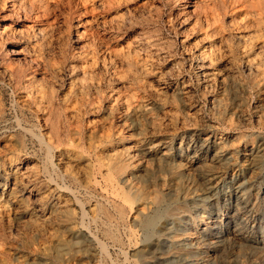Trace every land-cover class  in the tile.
Here are the masks:
<instances>
[{
	"label": "rangeland",
	"instance_id": "obj_1",
	"mask_svg": "<svg viewBox=\"0 0 264 264\" xmlns=\"http://www.w3.org/2000/svg\"><path fill=\"white\" fill-rule=\"evenodd\" d=\"M19 2H22L23 4L20 11V22H15V14L13 15V13H10L9 11L2 10L0 12V22L2 24V29L4 27L10 28L11 26H14L17 29L20 28L19 30L22 29L20 31L21 33L24 29L28 30V26L31 23L30 19L34 14L33 12H31L32 8L29 5V3L31 4V0L30 2L29 0H19ZM186 2L187 0H51L49 3L50 10L48 14L51 25L49 29L47 28V34L44 37H33V35H31L32 37H30L27 33L29 30H26L27 32L24 30L22 34L19 32V36H16V38H19L17 49L21 51L18 56H15V60L20 68L23 67V69L35 73L37 78L40 79L41 83H44L43 87H49L50 89L54 88L55 94H57L55 101V106L57 105L56 107L60 106V98L70 85L71 76L69 73L70 71L68 72L67 66L71 65L72 63H84L86 66H88V63L90 67L94 65L93 67H91V70H93L90 71L91 73L88 72L87 74H84L82 72L84 71L82 68V71H79V77L83 78V76L86 75V79H88L87 81L93 82L94 79L93 83H95V85L97 84V86L100 85V87L98 88L99 93H94L93 91H91L92 95L91 92L88 94L90 96H88L87 98H90V100H92L91 98H93L94 103L100 101L99 96L106 97L108 99L112 98V100L115 97H119V115H125L128 112L127 109L128 104H130L129 102L133 103L132 106H134L140 100L143 102L145 101L144 103L150 104V108H152L153 119L154 121H156V123L154 121L153 123L152 121L146 122V120L144 119L140 123L141 118L138 120L139 122L134 118H130L125 122L124 120H116V126L114 125V129L119 127V129H123V134H125L126 141L128 142H133L134 140L136 141L135 138L139 137L140 129L151 130L152 124L153 126L157 124L158 126L156 125L155 128H159L163 134H166L170 138L173 137L171 138L172 143L170 146V152L173 151V161L171 160L169 168L159 171L158 174L166 176L173 187L180 186L191 188V192H194L195 198L189 201L190 204H193L195 201H199V199L200 201L207 200V202H209L208 205L210 206V208H214L212 210L213 212L217 210V207L221 208L220 210L223 211V213L233 205L234 207L232 208L231 213L235 214V218L234 220L231 218L223 219V224L226 228L234 226V222L236 221L240 222L242 221V219L245 221V219L249 218V215L252 213L251 210L253 209L251 208L252 205H254V202L257 205L255 208L257 209L256 215L259 214V216H257L255 222L250 223V225H254V230L257 232L255 233L254 238H251L253 240H251L250 243L248 242L250 238H247L246 242L244 240H240L243 241V244L245 243L244 247L235 246L232 250L228 248L226 251L219 249L212 257L213 260L209 257L207 259L205 250L200 251V253H198L196 257L199 259H203L202 261L204 264H241V259H243L245 264H250L248 262H252L251 258H253V260L256 259V262L259 264H264V261H261L257 257L258 252L261 251L262 253H264V228H258L261 226L260 223H262V221V224L264 226V213L262 212V210H260V206L258 205V202L260 200L261 202L262 199L264 200V191L263 193L261 192V194L258 196H252V200L254 201L251 200L252 202H246L247 191L252 185H258L259 171L262 167H264V125H261V123L258 124V120H256L255 117L249 115L247 111H245L248 108V98L246 99V97H248V94L244 90H242L243 88L239 87V84L237 85V88L235 90H232L229 86L221 84L220 82L217 83L218 81H215L216 83H213L212 86H205L192 82L191 78L194 75V72L197 70V62L195 61L194 56L198 54V49L205 46L206 43H199V37H201V34H195L192 36L190 34L187 35L186 33V25L188 22L186 23L187 20L185 21L184 17L186 15V19L187 14H185L186 12L185 10H183V6L179 5H183ZM189 11H192V9H190ZM191 13L192 12H189V17ZM22 15H24L25 17H23ZM119 16L125 17L124 22H120L119 20H117V17ZM24 33L26 34V36ZM20 36L23 37V40L22 38H20ZM231 37H233V39ZM145 39H148L150 42L145 43ZM261 40H263V38H261ZM258 41L259 40H255L254 43L256 44ZM229 43L231 45V49L233 48L231 50L232 53L236 55V57L239 55L237 58H241V53H243V50L246 46H243V43L240 42L238 34L232 33ZM154 45L157 47V51L153 50ZM131 48L133 49L131 50ZM222 48L221 50L223 54L229 53V48ZM28 50L38 56V58H36V61L28 59ZM134 50L137 51L134 53ZM261 52L262 53L257 52L255 56H263L264 48ZM78 54H85L86 61L81 62V60L75 59V56ZM134 55L137 57H135ZM133 59H137V61L142 64H146L147 62L149 63L146 64V66L148 67H146L144 73L143 70L136 71L135 69H133V67L127 66V61H131ZM44 63H53L59 67V70L54 73L52 71L44 69ZM134 74H136L135 76L137 77H135ZM4 75L5 74L0 71V180L2 179V165L9 163L10 160L12 161L15 158H22V160H26L33 164L34 174L36 175L38 181L33 185V187L32 185L29 186L30 188H32V190L35 191H33L34 195L30 196V205L28 207L27 213L21 212L20 209H18L12 202L8 200L9 190L11 188L10 183L7 185L6 190L3 191L7 197L2 198L0 201V264H41L43 262H38L37 255H39L38 253L42 254L47 251V247L49 244L47 240L50 234H53L56 237H60L61 239L72 238L73 233L71 232V230L64 228L56 221H53L54 223L51 222L49 225L39 226L32 224L30 221V219L32 218L30 214H33V217H35L36 214L40 213L39 210H44L42 209L43 207H45L46 199L44 197L50 195V193L52 192L56 193L57 195L69 197L68 199H70V202H73L71 204L74 208L73 209L71 207L75 218L73 227L75 228L74 231L76 230L75 232L77 235L85 239H87L89 232L98 236L99 239L102 236L101 241L108 244V262H110L111 260L109 264H130V261L132 262V260L137 258H135V252L133 249L141 247L146 241V233L144 232V228L139 223L132 220H129V223L126 222L124 224L121 222L118 223L115 220V223H113V228L115 229L113 230L117 239H122L120 240L122 246L117 247V245H114L112 242L103 238L104 234L101 233L102 228L99 229V227H101V224H96L92 221L90 222V220L92 219L90 216L91 212L88 205H90L91 201L94 200V198L103 205L104 201H102V199H100L99 197L100 193H102L101 191L104 190V183L102 182V180H100V178H98L97 184L100 185H98L99 187L97 188V191L91 194L84 192L80 188L78 183L72 182L71 179L64 175V162L66 164H69L70 166L71 164L64 160L60 161V157L57 154L53 153L51 156L46 155L47 153L46 150H44L45 148L41 144H39L36 138L33 139L34 137L32 136V134L29 133V129L31 130V128L33 129L35 127L41 130L42 133H49V123H45V120L37 115L35 111L21 107L20 104L25 95V92L22 91L23 89L21 87L25 84L22 82L18 83L16 80H12ZM239 75L242 77L241 83L248 86L247 88L251 89L253 85L248 75L242 72L239 73ZM72 76H74V74ZM119 77H123L126 80L129 79L130 82L129 80H127L128 83L117 85L116 82H114L115 80L113 81V79ZM140 81H142L143 84L145 83L144 85H146V88L149 89H141L138 85V82L139 84H142L140 83ZM183 87L186 89V91L189 90L188 94L186 93L185 95L187 98L184 95L183 97L181 94H178V90ZM211 87L214 88L212 89ZM227 88L229 90H226ZM150 90L153 91L154 94L151 93ZM252 90L255 91V94H259L257 90H254L253 88ZM122 91L125 93H123ZM110 92L113 94H111ZM155 92L161 93L162 95H155ZM110 94L111 96H109ZM119 94L122 96L126 95V97L128 96V99H126V97L119 96ZM131 94H133L132 98L135 103L133 102L132 98H130ZM152 95L154 96L152 97ZM224 96H228L227 99H225ZM258 96L261 99V104L263 103L262 109L264 110V94ZM96 97H98V100H96ZM121 97L124 99H122ZM161 99L166 101V103L168 104H165V106H161ZM220 103H222V105L224 104L225 107L220 106ZM102 107L97 108L93 113H88L86 114V116H83L82 119H80L81 123L79 122V124L83 127L84 124L88 123L85 127H83L87 130L86 127L89 126L91 119L96 121L99 119H108L109 112L106 108H104V106ZM167 109L168 111H165ZM196 109L199 112L198 116L193 114ZM242 109L245 111L244 113L242 112ZM262 109L261 114L263 113L262 115H264V111ZM153 111L155 112V114ZM191 118L194 119L191 120ZM199 119L209 124V127H205L204 134L212 135L213 137H217L220 140H224L226 145L220 149L218 154L219 156H214L212 154L213 152L209 148V153L202 154L197 162H193L192 157H190L192 155H189L188 151L189 145L191 144V142H188L191 132L189 130L190 127L192 128L194 126L195 122L199 121ZM63 122L64 121H62V124L64 125ZM262 122L264 123V116H262ZM62 124L60 123L61 127H63ZM45 125L48 126L46 127ZM184 126L187 129H185ZM137 128L139 129V131L137 130ZM182 128L185 130H183ZM62 129L64 130V127ZM106 130L107 129H105L104 131ZM102 133L103 132H100L101 135ZM148 133L151 134L150 132ZM215 134L217 136H215ZM87 136V133L83 134L82 136V139H84L85 142L82 140H80L82 143L79 142V140H77L76 142L77 145L80 146H83L84 143L83 147L86 149H84L86 151L85 154H89L90 156H92L91 160V157H89L88 155L91 162H94L95 160L92 152L89 151L88 148H86L88 146L87 144H85L88 139ZM179 140H186L188 144L185 143L183 144V147H180ZM205 150L208 149L206 148ZM142 157V162H154V159L152 157L143 155ZM256 159H259V162H255ZM58 166L62 169H60ZM78 167L81 168V166ZM78 167L74 166L73 169L76 172L78 170V172H80L81 170ZM180 168L184 171L181 175L178 174V169ZM170 169L171 171L168 172ZM66 179H68V181ZM261 180H264V175ZM143 186L151 190L153 189L149 182H143ZM100 187H102L103 190ZM157 188L160 189L161 186H157ZM236 191H239V195H245L243 196V199L240 198L238 200L240 201L239 203L237 202V199H235ZM73 195L76 196L74 197ZM39 197L43 199L41 200ZM37 199L43 202L41 203ZM76 204H82L84 206V209L86 210L85 216ZM236 205L238 206L236 207ZM87 211L89 215H87ZM198 212H201V210L199 209ZM43 226H45V228ZM183 226L184 224H181L177 230L181 232ZM50 227H52L53 230ZM81 227L84 229H82ZM47 231L50 233H48ZM100 233L103 235H101ZM42 236L46 238H43ZM21 238L29 239V241L31 242L24 244L22 243ZM135 240L137 241L136 243ZM167 245L172 246L171 243H168ZM124 246L130 248H124ZM83 247L84 246L80 244L76 246L72 251L66 252V255L64 252L59 260L54 264H59V262H61L60 264H66L67 262L68 264H75L76 262H74V258L77 255L91 252V249ZM116 248L117 250H114ZM118 248H120L122 251ZM28 250H30L31 253ZM34 251L36 252V254H32ZM125 251L127 252L126 255L123 254L126 253ZM221 252L222 255L220 254ZM73 253L77 254L74 255ZM129 253L132 254L130 255ZM127 258L129 259V261H127ZM190 258L192 259V257ZM154 259L155 258H152V260ZM178 259L179 258H175V260ZM187 264L193 263L189 262Z\"/></svg>",
	"mask_w": 264,
	"mask_h": 264
},
{
	"label": "bare ground",
	"instance_id": "obj_2",
	"mask_svg": "<svg viewBox=\"0 0 264 264\" xmlns=\"http://www.w3.org/2000/svg\"><path fill=\"white\" fill-rule=\"evenodd\" d=\"M50 1L51 0H31V4L29 3V5L32 8L31 12H33L34 14L30 19L31 23L28 26L29 31L27 29L26 30L28 32L25 29L24 30L28 33L30 37H32L31 35H33V37H38V36L44 37L47 34L48 32L47 28L49 29L51 25L48 18V14L50 10L49 9ZM179 5L183 6V10H185L186 12L185 14H187V18L185 19L186 15L184 17V20L185 21L187 20L186 23L188 22L186 25L187 35L190 34L193 36L195 34H201V37H199L200 40L199 43L201 44L206 43L205 46L198 49V54L194 56L195 61L197 62V70L194 72V75L191 78L192 82L202 84L205 86H212L213 83H216L215 81H218L217 83L220 82L221 84L229 86L232 90H235L237 88V85L239 84V87L243 88L242 90H244L248 94V97H246V99L248 98V101L246 100L248 104L247 106L248 108L245 111H247L249 115L255 117L256 120H258L259 122L258 124L261 123V125L262 124L264 125V123L262 122V116L264 115H262L263 113L261 114L263 103L261 104V99L258 96L264 94V55L262 54L263 56L260 57L255 56L257 52L262 53L261 51L264 48V0H243V1L242 0H187V2L184 3L183 5L181 4ZM22 6L23 4L22 2H19V0H0V12L2 10H5V11H9L10 13H13V15L15 14L16 15L15 22L17 21L20 22V16H21L20 11L22 9ZM190 9H192V11H189ZM189 12H192L190 14V17H189ZM22 16L25 17L24 15ZM117 20H119L120 22H124L125 17L119 16L117 17ZM19 29L20 28L17 29L14 26H11L10 28L4 27L2 29V24L0 22V69H1L0 71H2L3 74H5L10 79L16 80L18 83L22 82L25 84V85L22 84L23 86L21 87L23 89L22 91L25 92L24 99L21 101L20 104L21 107L35 111L37 115H39L45 120V123H49V133H42L41 130L37 129L36 127L33 129L31 128V130L29 129L30 131L29 133L32 134V136L34 137L33 139L36 138L39 144H41L45 148L44 150H46L47 153L46 155L51 156L53 153L57 154L60 157V161L64 160L71 164L70 166L69 164H66L64 162L63 164L64 175L69 179H71L72 182L78 183L80 188L84 192L91 194L96 192L97 188L99 187L98 185H100L97 184V180L98 178L102 180V182L104 183V190L102 189V187H100L103 191H101L102 193H100L99 198L102 199V201H104L103 205L99 203L97 199L96 201L95 198L93 197L94 200L91 201L89 199L91 203L88 206L91 212L90 216L92 219L90 220V222L92 221L96 224L99 223L101 224V227H99V229L102 228L101 233L104 234L103 238L112 242L114 245H117V247L122 246L120 243V240L122 239L120 238V240H118L113 230L115 229L113 228V223H115L114 222L115 220L118 223L121 222L123 224L128 222L129 220H132L134 222L139 223L144 228L145 230L144 232L146 233V241L141 247L139 248L137 247L136 249H133L135 252L134 253L135 258L136 257L137 258L132 260V262L130 261L129 262L130 264H187L189 262H192L193 264H204L202 261L203 259H199L196 257L197 254L200 253V251L202 250H205L208 259V257L212 258L215 255V252L218 251L219 249L226 251L228 248L232 250L235 246L244 247L245 243L243 244V241L240 240H244L246 242L247 238H250L248 240L249 243L251 242V240H253L251 238H254L255 233L257 231L254 230V225L252 224L250 225V223L255 222L257 216H259V214L256 215L257 209L255 208L257 205L255 202L254 205H252L251 209L253 210H251L252 212L251 214L249 213L250 214L249 218H246L245 221L243 219L240 222L236 221L234 222V226L226 228L223 224V219L231 218L234 220L235 218L234 217L235 214L231 213V210L234 207L233 205L230 206L226 211L224 210L225 212L223 213V211L220 210L221 208H217V207H216L217 210L213 212L212 210L214 208H210V206L208 205L209 202H207V200H201L202 201L201 202L199 199V201H195L193 204H190L189 201L195 198V194L194 192H191V188L180 187V186L173 187L166 176L158 174L159 171L165 170L170 166L173 157L172 155L173 151L170 152V146L172 143L171 138L173 137L170 138L166 134H163L159 128L157 127L155 128L157 124L154 126L152 124L151 130L140 129L139 133L141 136L140 135L139 137L136 136L138 138V139L135 138L136 141L134 140L133 142H128L126 141L125 134H123V129H119L120 127L114 129L116 120H120V121L124 120L125 122L130 118H134L136 121H138L141 118L140 123L141 121H143V119L146 120V122L152 121L153 123L154 119L152 115V108H150V104L144 103L145 101L143 102L140 100L134 106H132L133 104L132 102H129L130 104H128V109H127L128 112L125 111L127 112L125 115H119V105H120L119 97L117 98L113 97L114 99L112 100V98L108 99L106 97L99 96L100 103L99 102L94 103L93 98H91L93 101L90 100V98L88 99L87 97L90 96L88 94L91 91H93L94 93L95 92L99 93L98 88L100 87V85L99 86H97V84L95 85V83H93L94 79L93 82L87 81L88 79H86V75L83 76L82 74L84 79L79 77L80 74L79 71L82 68L84 71L82 70L81 71L84 74H87L88 72L91 73L90 71H93L91 70L92 69L91 67H93L94 65L90 67L88 63H87L88 66H86L84 63L83 64L72 63L71 65L68 64L69 65L67 66L68 72L70 71L69 73L71 76L70 85L68 89L62 94V97L60 98L61 101L59 100L61 103L60 106L56 107L57 105L55 106V101L57 94H55L54 88L52 87L53 89H50L49 87H43L44 83H41L40 79L37 78L35 73H33L32 71H27L26 69H23V67L20 68L15 60V56H18L21 51L17 49L18 48L17 43L19 41V38H16V36H19V34L21 33L20 31L22 30ZM232 33L238 34V38L240 39V42L243 43V46H246L243 50V53H241L242 54L241 58H237L239 55L236 57V55H234L231 51L233 48L231 49V45L229 41ZM20 38H22L23 40V37L20 36ZM231 38L233 39V37ZM261 38H263V40H261ZM255 40L256 41L259 40V41L255 44L254 43ZM144 42L149 43L150 41L148 39H145ZM222 47L229 48V53L223 54L221 50ZM132 49L133 48H131V50ZM153 50L155 51L158 50L155 45L153 47ZM136 51L134 50V53ZM27 56L28 59L32 61L34 60L36 61V58H38L36 54L31 53V51L29 50L27 51ZM75 59H79L81 60V62L86 61L85 54L84 55L78 54L75 56ZM137 59L136 60L133 59L134 61L133 60L127 61L126 64L129 67H133V69H135L136 71L143 70L144 73V70L146 69V67H148L146 66L148 62L146 64H142L139 61H137ZM44 67H45L44 69H47L54 73L59 70V67L53 63H44ZM241 72L246 73L248 75L249 79H251L252 81V85H253L252 88L254 90H257L259 94H255V91H253L252 88L249 89L247 88L248 86L243 85L241 83L242 77L239 75V73ZM73 74L74 76H72ZM135 75L136 74H134V76ZM127 80L123 77L113 79V81L116 82L117 85L128 83ZM140 83H142V81H140ZM144 84L143 83L139 84L138 82V85L140 86L141 89H147L146 85ZM116 89H121V88H116ZM226 90L229 89L227 88ZM188 91H186V89L183 87L180 90H178V94L185 96L186 93L188 94ZM151 93H153V91H151ZM111 94L109 96H111ZM155 95H162V94L155 92ZM119 96L122 95L119 94ZM130 96H131L130 98H132L133 94H131ZM153 96L154 95H152V97ZM228 96L226 97L224 96L225 99H227ZM122 97H126V95ZM127 97L126 99H128ZM97 98L98 97H96V100H98ZM161 100H162L161 106H165V104H168L163 99ZM133 102L135 103L134 100ZM102 106H104V108H106L109 112L108 119L105 120L99 119L97 121L91 119L89 126L86 127L87 130L84 129L83 127H85L88 123L84 124V126L82 127V125L79 124L80 119H82V117L86 116V114L88 113L89 114L93 113L94 111H96L97 108H100ZM220 106H224V104L222 105V103H220ZM165 111H168V109ZM245 111L242 109L243 113ZM193 114L198 116L199 115L198 110L196 109ZM193 119L191 118V120ZM62 121H64L63 122L64 125L62 124ZM154 122L156 123V121ZM60 123L64 127V130L62 129L63 127L60 126ZM205 127H209V124H207L205 121H202L201 119H199L198 122H195L192 128L190 127L189 131L191 132L189 135L188 142H191V144L189 143L190 145L188 151H189V155L190 154L192 155L190 157H192L193 162H197L202 156V154L209 153L210 152L209 148L213 152L212 154L214 156H217L219 154L220 149L226 145L224 140H220L217 137H213L212 135L204 134ZM184 128L187 129L185 126ZM105 129L109 131L107 130L104 131ZM137 130L139 131L138 128ZM100 132H103L102 135L100 134ZM148 132H150L151 134H149ZM85 133L88 134L87 136L88 139L85 143L88 146L85 147L92 152L95 160L94 162L93 161L91 162L92 156L88 154L89 157H91L90 160L88 155L85 154L86 149L83 147L84 143L83 146H80L77 145L76 142L77 140H79V142H81L80 140L84 141V139H82V136ZM215 136L217 135L215 134ZM179 141H180L179 142L180 147H183V144L185 143L188 144L186 140H182V141L179 140ZM206 148L208 150H205ZM142 155L152 157L154 159V162L153 163H150L148 161L142 162L143 161ZM255 162H259V159H256ZM74 166L75 167L81 166V168L78 167L81 171L78 172L79 171L78 170L76 172L73 169ZM170 171L171 169L168 172ZM183 172L184 171L181 168L178 169L179 175H181ZM1 173H2L1 174L2 179L0 180V201L2 198L7 197L3 191L6 190L7 185L10 183L11 188L10 190L8 189L9 190L8 200L12 202L18 209H20L21 212L27 213L28 207L30 205L29 204L30 196L34 195L33 191H35L32 190V188H30L29 186L32 185L33 187V185L36 184L38 181L36 175L34 174L33 164H31L26 160H22V158H15L12 161L10 160L9 163L2 165ZM263 175H264V167H262L261 170L259 171L258 185L255 184L252 185L247 191L246 202L254 201L252 200V196H258L261 194V192L263 193L264 180H261L263 178ZM66 180L68 181V179ZM143 182H149L150 185L153 187V189L151 190L143 186ZM157 186L159 187L161 186V188L158 189ZM243 196L245 195H239V191H236L235 199H237L238 203L240 202L238 200L240 198L243 199ZM44 198L46 199L45 207L42 208L44 210L43 211L39 210L40 212L39 214L35 213L36 214L35 217H33V214H30L32 217L30 219L31 223L39 226V225H49L51 222L56 221L59 225L71 230L73 234H72V238L70 239H64V238L61 239L60 237H56L55 235L50 234L47 240L49 242L47 251L42 254L38 253L39 255H37L38 262L39 261L43 262V263L41 262L39 263L54 264L59 260V258L62 256L64 252L66 255V252L72 251L76 246L80 244L84 247L91 249V252L77 255L74 258L75 261L73 260L74 262H76L75 264H109L111 262V260L110 262H108V251H109L108 244L106 242L101 241L102 236L99 239L98 236L89 232L87 239H85L77 235L75 232L76 230L74 231L75 228L73 227V223L75 218L72 212L73 207L71 205L73 202L72 203L70 202V199H68L69 197L57 195L56 193L52 192L50 193V195H47ZM40 199L42 200L43 198ZM37 200L40 201L39 199ZM76 205H78L79 209H81L83 215L85 216L86 210L84 209V206L82 204H76ZM258 205L260 206V210H262V212L264 213V200L262 199V202L260 200L258 202ZM237 206L238 205H236V207ZM199 209L201 210V212H198ZM87 215H89V213ZM262 223H260L261 226L258 228H264ZM181 224H184V226L182 227V231L179 232L177 229ZM43 227L45 228V226ZM50 228L52 229V227ZM28 242L31 241H29V239H22V243L25 244ZM136 242L137 241L135 240V243ZM168 243H171L172 246L167 245ZM124 248H130V247L124 246ZM118 249L121 250L120 248ZM114 250H117V248ZM34 253L36 254L35 251L32 254ZM73 254L75 255L77 253H73ZM123 254L126 255L127 252ZM220 254L222 255V252ZM190 257H192V259ZM257 257L261 261H264V253H262L261 251L258 252ZM152 258L155 259L152 260ZM175 258H179V259L175 260ZM241 260H242L241 264H245L243 259ZM251 260L252 262L249 261L248 263L259 264L256 262V259L253 260V258H251ZM127 261H129V259ZM60 263L61 262H59V264ZM66 264H68V262ZM111 264H115V263H111Z\"/></svg>",
	"mask_w": 264,
	"mask_h": 264
}]
</instances>
